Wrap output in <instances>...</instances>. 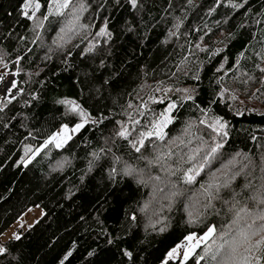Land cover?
<instances>
[{"label":"trees","instance_id":"16d2710c","mask_svg":"<svg viewBox=\"0 0 264 264\" xmlns=\"http://www.w3.org/2000/svg\"><path fill=\"white\" fill-rule=\"evenodd\" d=\"M39 2L40 11L29 20L21 15L23 0H0V48L8 53L4 61L8 68L0 66V73L15 77L22 90L0 112V236L29 208L40 207L44 212L33 226L20 232L19 240L0 244L7 248L0 255V264H60L69 250L73 255L65 264H161L167 252L188 234H203L205 226L211 224L229 231L239 208L260 210L250 199L260 180L249 177L253 187L242 189L246 180L240 175L231 182L240 193L235 208L230 210L214 201L215 210L202 222L189 223L183 199L170 208L158 196L153 199L151 182L144 186L123 175V163L113 165L112 154L133 167L146 168L128 141L116 135L120 123L132 132L129 139H138V133L150 127L148 121L155 118V112L166 106L167 101L153 104L148 100L150 95L158 98L160 93L155 89L171 88L176 93L175 89L194 88L193 99L183 101L167 129L171 137L181 136L185 144L192 143L179 148L173 145V152L179 155L198 144L207 150L215 133L199 121L219 116L228 123V136L211 168L218 180L223 182L239 168L241 157L237 153L259 163L264 153V83L254 87L259 68L264 67L260 55L264 50V0H233L243 3L239 9L228 7L225 0V5L210 15L215 0H192L191 4L187 0H141L139 15L127 0L119 4L117 0H82L86 10L74 25L68 24L70 9L64 16L49 15L51 0ZM44 15L48 19H43ZM141 17L143 23L128 31L130 22ZM105 22L110 38L97 35ZM67 27L73 31L68 32ZM60 35H65L64 41L59 40ZM92 45L93 51L88 52ZM17 57L21 58L19 64L15 63ZM169 97L179 100L177 94ZM65 99L75 101L91 119L102 122H89L62 148H44L25 167L21 163L25 146L35 149L64 124L71 128L80 122L61 103ZM144 101H148V108L140 107ZM137 109L145 115H139ZM238 111L243 115H237ZM129 116L141 120L144 127L133 125ZM188 122L191 131L183 135ZM101 148H111V152H101ZM150 152L149 146L145 155ZM93 153L100 158L90 166ZM233 157L237 161L234 166L229 164ZM176 159L167 163L175 168ZM57 161L66 162L55 168ZM113 166L118 172L114 178L109 175ZM259 174L257 169L254 176ZM211 178L202 173L197 180L206 184ZM221 195L231 199L228 189ZM146 203L149 207L141 211ZM241 215V227L254 218ZM164 225L166 230L159 231ZM231 238L230 232L227 239ZM214 239L216 244L222 242L218 235ZM204 246L196 254L203 255ZM250 246L243 239L237 242L238 259ZM124 251H131L132 258ZM89 252L93 254L89 256ZM186 264H195V256Z\"/></svg>","mask_w":264,"mask_h":264},{"label":"snow or ice","instance_id":"6c2138e0","mask_svg":"<svg viewBox=\"0 0 264 264\" xmlns=\"http://www.w3.org/2000/svg\"><path fill=\"white\" fill-rule=\"evenodd\" d=\"M119 2L120 0H117L118 4ZM127 2L131 9L136 11L137 15H139V13L143 10L141 0H127ZM187 2L191 4L192 0H187ZM51 4L52 8L49 11V15L55 14L58 16H64L65 10L70 9L69 15L71 16V19L68 21L69 25H74L75 22L79 20V14L86 10L85 4L82 0H51ZM224 5L225 0H215L214 6L209 9V15L215 12L218 7ZM227 6L233 9H239L243 7V3H234L233 0H227ZM40 9L41 3L39 0H23L21 5V15L31 20L35 17L36 13L40 11ZM43 19H48V15H44ZM223 22L227 23V20ZM139 23H143L142 17L139 21H131L127 30L133 31ZM180 23H182V21ZM180 23L176 25L177 29L180 27ZM217 23L220 22L218 21ZM67 31L71 32L73 31V28L67 27ZM196 31H199V29H196ZM60 32L65 33L66 35L65 28H61ZM175 34L176 33H172V35ZM205 34L207 35V33ZM65 35H60L59 40L64 41ZM97 35L109 38L111 37V33L108 31L107 22H105L104 27L99 29ZM201 39H203V37H201ZM53 43H56V41H53ZM94 47L95 45L90 46L87 51H93ZM195 47L200 48V45L197 44ZM201 50L203 51L206 49ZM220 51H222V49L217 50L213 53V55H218ZM7 55L8 53L3 48H0V66L5 69L8 68V64L4 62ZM68 55H71V53H68ZM240 55L243 56V53ZM260 55L261 59L264 60V50L261 51ZM20 59V57H17L15 63L19 64ZM217 71H220V69L218 68ZM259 71L264 74V67H260ZM16 74L17 73L15 72L12 73L13 76ZM7 76V72L0 73V112H3L4 109H6L16 99V95L14 94L15 92L22 91L19 89L16 80H7ZM195 78L199 79L198 76ZM261 83H264V81H261ZM155 91H163L164 95L159 98L154 95H150L148 100L153 104H165L167 101L166 106L159 112H155L154 109H149V111L155 112V118L148 121L150 127L138 133V139H129L132 132L126 124L118 122L120 123V128L117 130L116 135L124 140H127L135 152L139 154L136 157L137 160H143L146 162V168L133 167L127 161H124L122 157L113 153V165L123 163V167L120 169V172L123 175L133 177L137 183L143 184L144 186H149L151 182L153 199L158 196L160 200L167 201L169 208L172 206L173 202L183 199L187 204V217L189 223L202 222L203 218H205L208 213L215 210L216 205L214 201H219L223 205H228L230 210L235 208L236 205L239 204L237 196L240 193L231 187V182L235 180L236 177L240 175L245 177L246 183L243 186H240L242 189L253 187L252 180L249 179V177L258 179L261 182L259 186L254 188L255 194L250 197L254 204L259 207V211L252 212L246 207L239 208L235 213L236 218L232 221V225L229 226V231H225L223 228H219V226L211 224L205 226L206 231H204L199 238L196 237L195 233L189 234L185 237V240L190 243L183 252V255L181 256L178 251L182 245L178 244L176 247L167 252L166 258L162 264H169V261L173 259L177 260L179 264H186L189 258L193 256H195V264H201V262L205 260H211L213 264H264V153L261 154L259 163H256L247 154L237 153L236 155L241 157L239 161V168L232 171L231 175H228L227 179L223 182H220L215 176V173L211 171V168L213 162L219 158L218 154L220 149H222L224 147V143H226L224 138L228 136V132L226 131L228 123L219 116L213 117L210 120L201 119L199 123L201 125H205L208 129H211L212 133H215V136L213 137L214 142L207 148V150L198 144L195 147L189 148L188 152H182L178 155L173 152L172 146L175 145L179 148L181 145H184V147H188L192 141L189 140L188 143L185 144L181 136L173 138L169 135L167 129L169 128V125L174 123L176 119L174 113L182 107L183 101L193 99L195 89H175V91L182 92L184 94L181 98H179V100H174L167 95V93L173 91L171 88L163 90L157 88ZM221 95H223V93H221ZM232 99H236V97L233 95ZM61 103L68 104L70 106V111L79 115L81 118L80 122L75 123L71 129H69L68 124H64L60 132L49 136L46 140H44L43 144L39 145L35 149L31 146H25L24 157L26 159L22 158L21 160V163H23L25 167H27V165L49 145H54L57 149L66 145L73 138L70 132L72 134L79 133L89 122L94 124L102 122L99 118L92 119L90 121V114L73 100H63ZM129 107H132V105H129ZM140 107L148 108V101H144ZM202 111L205 116L208 115L207 110ZM137 112L141 116L145 115V113L139 109H137ZM237 115H243V112L238 111ZM104 118L106 119V117ZM129 121H131L133 125H140L141 127H144L141 120L135 119L132 116H129ZM191 128L192 124L191 122H188L183 129V135L189 134ZM216 137H220L221 139L217 141ZM196 139L201 140L202 143H207V141L202 140V137H196ZM253 139H255V137H253ZM146 141L148 144H146ZM149 146L151 147V152L148 155H145V151H147ZM165 148H167V151L164 150ZM100 151L111 152V148H101ZM92 155L94 159L89 162L90 166L100 158L97 153H93ZM174 157H177V166L175 168L167 163V161L173 160ZM65 162L66 161H57L55 168H62ZM185 163L189 165L187 168L182 167ZM236 163L237 161L235 157L229 161V164L233 166ZM153 167L157 168L155 173L152 171ZM206 169H209L210 171L206 173ZM257 169L260 173L258 177L254 176ZM202 173L211 175L212 177L206 184L200 183L197 180ZM117 174V168L113 166L110 169L109 175L114 178ZM224 175H227V173ZM173 177L176 179H173ZM197 184H199L198 188L192 187ZM224 189L229 190L231 199L221 195V192ZM148 207L149 205L146 203L141 208V211H146ZM241 213H245V215L249 217H254L251 223L246 222L245 227L240 226V221L244 220V216H242ZM131 218L133 220L136 219L135 215ZM157 223H161V221L158 220ZM152 226L155 227V225ZM21 227H23V225H21ZM166 227L167 225L160 227L159 231H165ZM230 232L232 236L231 240L227 239ZM217 235L222 241L219 244H216V240L214 239ZM256 237L259 238L257 239ZM13 238L19 240L20 235L18 233L13 234ZM240 239L249 242L251 246L246 249L247 254L239 257L238 259L236 245ZM193 240H195V243H191ZM210 240L212 243L208 244L207 242ZM109 243H112V241L110 240ZM201 244L205 245L203 248V255L196 254L195 252L197 248L201 247ZM213 245H215V248H213ZM6 252L7 248L0 245V255L5 254ZM92 254V252L88 253L89 256ZM123 254L129 259H131L133 255L131 251H124ZM72 255V250H69L60 261V264H65V261H67Z\"/></svg>","mask_w":264,"mask_h":264},{"label":"rangeland","instance_id":"374dc122","mask_svg":"<svg viewBox=\"0 0 264 264\" xmlns=\"http://www.w3.org/2000/svg\"><path fill=\"white\" fill-rule=\"evenodd\" d=\"M76 23H79V21H76ZM77 29H78V27H76ZM259 77H258V79L256 80L257 81V83H256V85H255V87L254 88H256L257 87V85L262 81V79H263V77H264V74H262V73H260L259 75H258ZM6 79L7 80H11L12 79V77H6ZM254 80V81H255ZM182 89H184V88H182ZM161 92H163V91H160L159 93V95H158V98L159 97H161V94H162V96L164 95V92L163 93H161ZM16 93V92H15ZM14 93V94H15ZM171 94H177L178 96H179V98H181L184 94L182 93V92H176V93H174V92H169V93H167V95L168 96H170ZM196 94V90H195V92L193 93V96ZM65 100H67V99H65ZM69 100V99H68ZM63 101V100H62ZM67 109H68V111L69 112H71L70 111V106L68 105V104H63ZM72 114H74L79 120L81 119L80 117H79V115L77 114V113H73V112H71ZM89 119H90V121L92 120L90 117H89ZM63 127V126H62ZM62 127L57 131V132H60L61 130H62ZM69 129H71V128H69ZM56 132V133H57ZM70 134L71 135H74V134H72L71 132H70ZM48 149H57V148H55L54 147V145H49L48 147H47ZM46 148V149H47ZM43 214H44V212H43V210L40 208V207H31V208H29L28 210H26L1 236H0V244L1 243H4V242H6V241H8V240H10V239H14L13 238V234H16V233H18L19 235H20V232H22V231H25V230H27L28 228H30L31 226H33L38 220H40L41 219V217L43 216ZM21 225H23V227H21ZM190 234H192V233H190ZM189 235V234H188ZM187 235V236H188ZM202 234H196V237L197 238H199V236H201ZM189 243L190 242H188L187 240H185V238L179 243V245H182L179 249H178V251H179V253L181 254V256L183 255V252L185 251V249H186V247L187 246H189ZM191 243H195V240H193ZM178 245V244H177ZM176 245V246H177ZM203 244H201V246H202ZM175 246V247H176ZM174 248V247H173ZM198 250V248L195 250V252ZM166 258V257H165ZM164 261V260H163ZM170 261H177V260H175V259H173V260H170ZM169 261V262H170ZM162 264V263H161Z\"/></svg>","mask_w":264,"mask_h":264},{"label":"water","instance_id":"95a60500","mask_svg":"<svg viewBox=\"0 0 264 264\" xmlns=\"http://www.w3.org/2000/svg\"><path fill=\"white\" fill-rule=\"evenodd\" d=\"M12 79H15V80H16V78H15V77H12Z\"/></svg>","mask_w":264,"mask_h":264}]
</instances>
